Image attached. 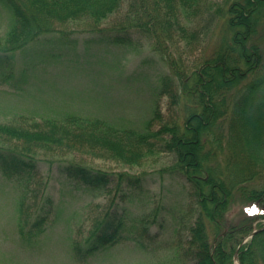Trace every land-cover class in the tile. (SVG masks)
Here are the masks:
<instances>
[{"label":"trees","instance_id":"16d2710c","mask_svg":"<svg viewBox=\"0 0 264 264\" xmlns=\"http://www.w3.org/2000/svg\"><path fill=\"white\" fill-rule=\"evenodd\" d=\"M0 2L12 16L0 49L15 51L53 31L58 23L80 18L100 21L123 0ZM127 5V26L146 37L160 54L168 55L170 48L178 53L179 40L192 46L202 34L209 35L212 51H204L190 71L180 64L179 55L169 60L171 74L162 76L158 94L168 96L169 104L181 110L170 122L161 121L157 104L140 127H122L77 113L20 115L0 122V172L13 178L19 190L20 233L24 236L27 223L26 199L45 197L38 151H78L132 165L157 146L173 154L172 171L188 182L196 205L189 214L194 218L187 223L188 213L161 204L136 207V202H118L114 196L91 218L85 238L71 241V256L83 261L126 238L148 253L145 264H235V251L239 264H264V228L242 242L262 226L261 222L252 225L253 219L264 218V57L254 35L264 21V0H226L213 8L206 0H128ZM194 18L200 20L198 28L190 23ZM212 25L216 33L210 35ZM124 38L117 35L113 41ZM156 120L160 125L153 129ZM220 150L225 156L219 165L215 157ZM63 172L105 193L123 196V182L129 192L141 191L140 177L126 172L116 173L111 186L106 172L81 163L69 161ZM235 191L253 206L246 215L249 220L227 225L224 214ZM44 221L43 216L36 217L27 238L40 234Z\"/></svg>","mask_w":264,"mask_h":264},{"label":"rangeland","instance_id":"374dc122","mask_svg":"<svg viewBox=\"0 0 264 264\" xmlns=\"http://www.w3.org/2000/svg\"><path fill=\"white\" fill-rule=\"evenodd\" d=\"M225 1L206 0L209 8L224 5ZM127 4L128 0H123L115 12L97 22L80 18L58 23L53 31L41 34L22 49H0V122L20 115L60 117L77 113L122 127H140L156 104L161 121L178 118L179 106L170 105L168 96L158 94L160 80L171 74L170 59L179 55L180 64L188 71L204 51L209 54V35L202 34L192 46L179 40L178 53L173 54L170 48L168 55L160 54L151 49L146 37L127 26ZM261 22L263 27L258 25L254 35L257 34L255 40L264 57V21ZM11 23V14L0 2V38ZM190 23L192 27L200 26L196 18ZM213 30L212 25L210 35L216 33ZM117 35L125 36L124 41H113ZM159 125L156 120L153 129ZM156 149L159 148L156 146L132 165L78 151H38L35 156L40 176L46 182V198L41 194L26 199L24 236L18 224L19 190L13 178L0 172V264H145L150 256L130 239L122 238L83 261L71 256L69 244L85 238L91 218L114 196L118 202H136V207L139 203L147 207L161 204L188 213L187 223L194 218L191 212L196 211V205L189 195L190 186L182 174L171 168L173 154ZM222 153L220 150L215 157L219 165L224 160ZM69 161L84 164L92 171L106 172L109 186L116 182L118 172L138 175L141 191L129 192L128 183L123 182L125 194L120 196L80 184L63 172ZM251 205L235 191L224 223L242 224L248 219L246 215L251 214ZM39 216L45 220L43 231L27 238L28 226ZM257 222L264 225V218H254L252 225Z\"/></svg>","mask_w":264,"mask_h":264},{"label":"water","instance_id":"95a60500","mask_svg":"<svg viewBox=\"0 0 264 264\" xmlns=\"http://www.w3.org/2000/svg\"><path fill=\"white\" fill-rule=\"evenodd\" d=\"M261 228H264V225H262L259 228H254L247 236L244 237L242 242L247 240L249 237H251L256 231L260 230ZM234 260L237 262V264H239L238 257H237V251H235V253H234Z\"/></svg>","mask_w":264,"mask_h":264}]
</instances>
